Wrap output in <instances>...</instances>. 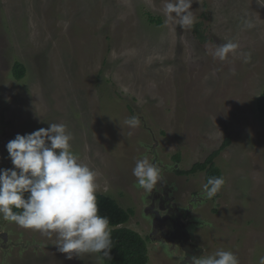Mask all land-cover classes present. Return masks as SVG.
<instances>
[{"label": "rangeland", "instance_id": "374dc122", "mask_svg": "<svg viewBox=\"0 0 264 264\" xmlns=\"http://www.w3.org/2000/svg\"><path fill=\"white\" fill-rule=\"evenodd\" d=\"M167 0H0V168L13 167L6 144L17 134L64 123L72 150L97 173L98 194L132 209L126 226L149 233L146 192L132 169L147 157L167 167L180 208L203 189L205 172L179 175L214 159L225 179L192 211L201 258L231 250L240 264L264 256V0H193L195 22L180 27ZM148 15L161 19L151 24ZM246 22L252 27H246ZM239 48L221 60L217 48ZM244 53L251 61L244 62ZM26 68L14 80L12 67ZM140 119L130 129L125 121ZM176 158L178 160H176ZM202 225V226H201ZM39 231L0 220V264H103L98 254L67 259ZM148 264L182 255L146 242Z\"/></svg>", "mask_w": 264, "mask_h": 264}, {"label": "clouds", "instance_id": "9594fccd", "mask_svg": "<svg viewBox=\"0 0 264 264\" xmlns=\"http://www.w3.org/2000/svg\"><path fill=\"white\" fill-rule=\"evenodd\" d=\"M193 0H167L164 10L180 27L195 22L191 11ZM246 27H252L246 22ZM239 48L229 42L217 48L221 60ZM244 62L251 53H244ZM130 129L140 125L138 116L125 121ZM74 136L64 123H49L31 133L17 134L6 144L8 159L13 167L0 168V220L12 221L24 229L55 237L57 251L67 259L83 254H101L110 259L113 248L110 219L100 214L97 198V173L82 162L72 150ZM163 169L147 157L136 160L132 175L141 189L151 193L165 182ZM225 179L209 177L203 185L208 199L215 197ZM193 264H240L231 250H216ZM258 264H264V256Z\"/></svg>", "mask_w": 264, "mask_h": 264}, {"label": "trees", "instance_id": "16d2710c", "mask_svg": "<svg viewBox=\"0 0 264 264\" xmlns=\"http://www.w3.org/2000/svg\"><path fill=\"white\" fill-rule=\"evenodd\" d=\"M151 24L161 25V19L148 15ZM26 75V68L15 62L12 67L13 79L18 81ZM256 108L260 115L264 116V92L258 97ZM230 144V138H226L220 147L214 150L204 162L194 164L189 170L178 171L179 175L194 174L199 171L205 172V181L209 177L221 176V171L214 164V159ZM176 160H178L176 158ZM100 214L109 217L112 229L113 248L110 251V259L98 254L103 264H148L149 256L146 242L148 237L141 236L138 232L126 226L130 217L133 216L132 209L119 207L109 196L98 194Z\"/></svg>", "mask_w": 264, "mask_h": 264}, {"label": "water", "instance_id": "95a60500", "mask_svg": "<svg viewBox=\"0 0 264 264\" xmlns=\"http://www.w3.org/2000/svg\"><path fill=\"white\" fill-rule=\"evenodd\" d=\"M166 201V199H165ZM168 205L164 208L156 206V209L147 204L144 215H152L153 229L149 235L152 243L159 244L168 253L182 252L178 264H193V259H199L204 248L193 243L189 223L186 221L189 212H179L175 202L168 199ZM151 213V214H150Z\"/></svg>", "mask_w": 264, "mask_h": 264}, {"label": "flooded vegetation", "instance_id": "af4514ba", "mask_svg": "<svg viewBox=\"0 0 264 264\" xmlns=\"http://www.w3.org/2000/svg\"><path fill=\"white\" fill-rule=\"evenodd\" d=\"M152 156H153V161H154L155 158H156V154H155L154 149L152 150ZM154 162L157 164L156 161H154ZM157 165H159L164 171L165 170H169L167 167H163L160 164H157ZM164 181L165 182H163V181L160 182L157 185L156 189H154L151 193H147L146 192V195L142 196V200H143V202L145 204L144 205V210L142 211V215L148 220V223H149V233L147 235L149 241H151L150 238H149V235H150V233H151V231L153 229L152 219H153L154 216L150 215V216L146 217L144 215L145 207H147V204L149 206H152V208L156 209L155 205H157L158 207H162V208L167 206L168 203H169L168 199L171 200L172 202L176 203V201H175V199H174V197L172 195L173 192H175L176 187L174 185L167 184L165 179H164ZM205 197H206V195L204 194V190L201 189L200 191H197V192L191 194L190 198L186 201V204L184 205V207L180 208L178 206V204L176 203L177 209L179 210V212L180 211H181V213H185L186 211L189 212L190 216H188L186 221L189 223V226H190L189 228H190V232L191 233L194 231V229L199 227L201 223H203V222L199 221L198 219L192 218V211L199 204L203 205V204L206 203L205 202ZM165 199H166V201H165ZM214 199H215V197H214ZM191 239H192V236H191Z\"/></svg>", "mask_w": 264, "mask_h": 264}]
</instances>
